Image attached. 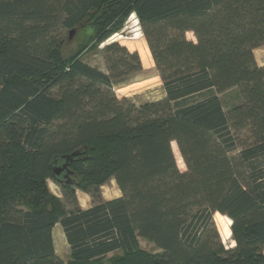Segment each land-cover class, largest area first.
Returning a JSON list of instances; mask_svg holds the SVG:
<instances>
[{"label": "trees", "instance_id": "obj_1", "mask_svg": "<svg viewBox=\"0 0 264 264\" xmlns=\"http://www.w3.org/2000/svg\"><path fill=\"white\" fill-rule=\"evenodd\" d=\"M132 14L164 91L142 103L114 90L138 52L106 43ZM85 26L106 43V70L65 55L66 32ZM263 44L264 0H0V264H264ZM233 87L241 100L226 109ZM110 179L121 195L103 199Z\"/></svg>", "mask_w": 264, "mask_h": 264}, {"label": "rangeland", "instance_id": "obj_2", "mask_svg": "<svg viewBox=\"0 0 264 264\" xmlns=\"http://www.w3.org/2000/svg\"><path fill=\"white\" fill-rule=\"evenodd\" d=\"M65 55H70L74 51L80 52L79 56L86 63L106 70V61L102 53V48L106 43L111 41H118L125 45L131 51H137L141 60L140 69L129 73L124 78V81L114 82V90L119 98L127 97L136 103H142L149 100L158 99L163 92V84L159 72L155 66L151 52L148 48L143 30L140 26L139 20L135 14H132L125 22L121 32L114 34L108 39L105 44L97 45L93 38V28L85 26L75 30L74 34L68 38L66 32ZM189 39L196 40L193 32H186ZM223 106L228 109L233 104L241 100L240 92L237 87L227 89L220 93ZM175 141L172 142V148L177 160V165L180 170H186V164L180 153L175 154ZM177 144V143H176ZM178 147V146H177ZM179 149V148H178ZM180 152V151H179ZM49 189L57 196L64 198L61 187L53 180H47ZM77 192L78 204L80 207H89L94 203L92 196L81 190ZM85 192V193H83ZM121 195V190L114 179H110L101 186V196L103 199H112ZM69 207H72L69 204ZM214 221L220 232L221 239L227 247L234 246L235 242L231 237V223L232 220L219 212L214 214ZM58 225L52 231L53 237L56 241V248L58 253L62 256L64 261L71 259L70 245L67 243L63 227ZM140 245L147 251L157 252L160 249L151 241L144 237H139ZM121 250L113 251L99 258V261L108 262L112 257L118 255ZM98 261V260H97Z\"/></svg>", "mask_w": 264, "mask_h": 264}, {"label": "crops", "instance_id": "obj_3", "mask_svg": "<svg viewBox=\"0 0 264 264\" xmlns=\"http://www.w3.org/2000/svg\"><path fill=\"white\" fill-rule=\"evenodd\" d=\"M254 54H255V57H256V60H257L258 64H259V65H264V44L261 45L260 47H257V48L254 50ZM163 93H164V91L162 92L161 96L163 95ZM161 96H160V97H161ZM160 97H159V98H160ZM159 98H158V99H159ZM79 191H80V190H77V192H79ZM83 193H85V192H83ZM87 207H88V206H87ZM87 207H83V208H87ZM57 225H58V224H56V225L54 226L53 230L56 228ZM53 240H54V246H55L56 253H57L60 257H62V256L58 253V251H57V248H56V241H55L54 237H53Z\"/></svg>", "mask_w": 264, "mask_h": 264}, {"label": "water", "instance_id": "obj_4", "mask_svg": "<svg viewBox=\"0 0 264 264\" xmlns=\"http://www.w3.org/2000/svg\"><path fill=\"white\" fill-rule=\"evenodd\" d=\"M74 32H75V31L71 30V31H70V35L72 36ZM75 154H77V152H74V153H73V155H75ZM67 167H68V165H67V163H66V164H64V165L61 166V167H56V168H54V173H55V175H59V174H61V172H62L64 169H66Z\"/></svg>", "mask_w": 264, "mask_h": 264}]
</instances>
